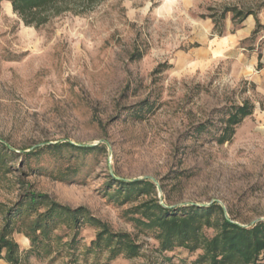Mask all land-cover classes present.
Wrapping results in <instances>:
<instances>
[{"label":"rangeland","instance_id":"rangeland-1","mask_svg":"<svg viewBox=\"0 0 264 264\" xmlns=\"http://www.w3.org/2000/svg\"><path fill=\"white\" fill-rule=\"evenodd\" d=\"M263 1L100 0L35 28L0 0V142L14 153L0 149V234L11 220L18 264H195L200 251L160 252L134 228L126 210L135 203L107 196L109 177L151 180V197L163 205L216 202L245 226L264 220L260 46H251V36L211 52V41L241 22L227 13L214 29L209 18L226 7L260 13ZM245 100L253 114L235 128L231 143L216 144L226 112ZM48 143L105 149L26 155ZM68 174L75 175L60 179ZM31 192L83 207L113 232L130 233L140 254L107 260L105 251H89L95 227L63 217L54 218L47 236L36 233L41 255L29 252L24 234L36 212L11 213Z\"/></svg>","mask_w":264,"mask_h":264},{"label":"trees","instance_id":"trees-1","mask_svg":"<svg viewBox=\"0 0 264 264\" xmlns=\"http://www.w3.org/2000/svg\"><path fill=\"white\" fill-rule=\"evenodd\" d=\"M100 0H9L12 10L22 20L25 26L38 28L46 24L52 15L75 9L80 4L81 11L86 10ZM258 12L264 10V1L257 8ZM231 13V20L242 22L248 16H253L256 30L260 27L258 14L253 10L243 11L237 7H226L218 19L209 16L214 29L220 21H224L226 14ZM222 28L218 35L222 34ZM254 105L245 100L241 104L232 105L226 112V118L220 134L215 139L216 144L224 145L232 142L235 128L246 118L253 114ZM0 149L6 154L14 155L11 148L0 142ZM72 150L81 154H88L96 150L105 149L103 146L77 147L69 143L48 144L36 147L28 152L27 156H36L43 150L59 153ZM5 156L0 154V163ZM68 174L64 177L73 176ZM107 196L115 199L119 205L135 203L126 210L128 220L139 232L150 235L157 243L160 252L172 251L174 248H183L189 252L200 251L195 264H264V220H259L245 226L238 222L228 212L227 216L222 206L212 202L206 206L184 205L171 207L161 204L151 196L156 192L155 184L149 179H114L109 177ZM12 212V217L25 210L35 211L36 217L31 221V233L24 236L30 241L29 252L41 255L38 250L37 232L47 236L55 225L54 218H62L69 223L77 225L86 220L97 229L95 239L91 242L89 251L98 248L107 253V260L118 256L131 259L140 254L141 246L128 232H113L110 227L89 215L83 207L71 209L50 200L46 195L31 192L25 202ZM44 205L46 210L39 213L36 206ZM11 218V217H10ZM11 220L5 225L0 234V260L7 264H18V245L9 237L12 233ZM212 230L208 235L207 231ZM47 252V251H46ZM144 264V263H142Z\"/></svg>","mask_w":264,"mask_h":264},{"label":"crops","instance_id":"crops-1","mask_svg":"<svg viewBox=\"0 0 264 264\" xmlns=\"http://www.w3.org/2000/svg\"><path fill=\"white\" fill-rule=\"evenodd\" d=\"M260 27L256 30V24L253 16H248L240 25H238L232 32L228 31L227 35H222L211 41L210 50L213 53L223 51L225 48H235L239 46L240 41H243L251 36L254 37L251 46H260L258 62L262 64V69L259 70V77L262 78L260 82L264 85V10L258 14ZM218 56V55H216ZM0 264H7L4 260H0Z\"/></svg>","mask_w":264,"mask_h":264},{"label":"water","instance_id":"water-1","mask_svg":"<svg viewBox=\"0 0 264 264\" xmlns=\"http://www.w3.org/2000/svg\"><path fill=\"white\" fill-rule=\"evenodd\" d=\"M5 144V143H4ZM48 144H54V143H48ZM5 145H7V144H5ZM8 146V145H7ZM39 146H41V144L40 145H37V146H35V147H33V148H31L30 150H32V149H34V148H36V147H39ZM223 208V207H222ZM223 210H224V208H223Z\"/></svg>","mask_w":264,"mask_h":264}]
</instances>
